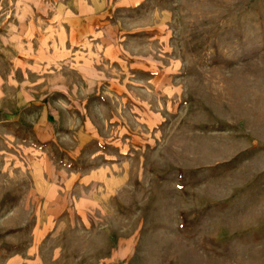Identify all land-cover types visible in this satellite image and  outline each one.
Instances as JSON below:
<instances>
[{
	"label": "rangeland",
	"instance_id": "1",
	"mask_svg": "<svg viewBox=\"0 0 264 264\" xmlns=\"http://www.w3.org/2000/svg\"><path fill=\"white\" fill-rule=\"evenodd\" d=\"M0 264H264V0H0Z\"/></svg>",
	"mask_w": 264,
	"mask_h": 264
}]
</instances>
